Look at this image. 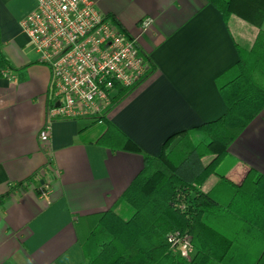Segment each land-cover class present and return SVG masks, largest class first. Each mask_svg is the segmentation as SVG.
<instances>
[{
  "label": "crops",
  "instance_id": "1",
  "mask_svg": "<svg viewBox=\"0 0 264 264\" xmlns=\"http://www.w3.org/2000/svg\"><path fill=\"white\" fill-rule=\"evenodd\" d=\"M96 1L138 37L156 67L108 114L143 152L158 156L179 141L174 134L226 112L218 78L238 63L240 40L251 43L264 31V19L259 26L236 15L226 21L207 0ZM35 5L36 0H0V51L9 64L2 70L12 74L0 70V264H86V219L114 206L142 171L144 156L99 143L103 124L60 119L52 127L53 169L46 176L40 172L49 160L39 134L52 72L20 25ZM145 17L154 22L142 32ZM212 158L204 157L203 164ZM47 176L50 191L42 196L38 187ZM30 178L32 187L16 186ZM200 189L219 202L204 219L223 235L204 227L193 257L200 264H257L263 249L257 228L264 227V110ZM237 189L242 193L236 196Z\"/></svg>",
  "mask_w": 264,
  "mask_h": 264
},
{
  "label": "trees",
  "instance_id": "2",
  "mask_svg": "<svg viewBox=\"0 0 264 264\" xmlns=\"http://www.w3.org/2000/svg\"><path fill=\"white\" fill-rule=\"evenodd\" d=\"M207 1L220 10L226 21L236 15L259 26L264 19V0ZM108 16L122 27L115 17ZM238 51V63L217 81L226 112L216 120L174 134L180 135L179 141L158 156L143 152L108 119L112 109L154 73L155 65L145 56L150 68L143 79L131 87L116 85L98 141L112 150L143 153L144 167L113 207L86 219L82 237L86 264H200L199 256L188 261L173 254L166 236L174 231L187 232L194 248L204 236V227L222 237L204 219V214L215 213L220 204L200 186L218 172L229 147L264 110V31L258 32L251 48L239 47ZM7 66L0 51V70ZM206 156L213 158L205 165L202 159ZM240 193L237 189L236 196ZM257 239L263 248L257 264H262L264 227L257 228ZM199 250L202 252L201 247Z\"/></svg>",
  "mask_w": 264,
  "mask_h": 264
},
{
  "label": "built area",
  "instance_id": "3",
  "mask_svg": "<svg viewBox=\"0 0 264 264\" xmlns=\"http://www.w3.org/2000/svg\"><path fill=\"white\" fill-rule=\"evenodd\" d=\"M153 22V18L145 17L139 27L144 32ZM20 25L39 53L40 61L52 72L47 119L39 134L41 149L49 158L40 171L46 176L53 169V123L60 119L88 118L103 124L116 85H137L150 65L138 37L104 14L96 0H36ZM2 73L6 77L12 75L9 68ZM53 171L52 176L58 175ZM50 181L47 176V181L38 187L42 196L49 193ZM26 185L32 187L33 183L25 181L16 186L24 189ZM166 238L173 254L188 261L193 258L189 233L174 231Z\"/></svg>",
  "mask_w": 264,
  "mask_h": 264
},
{
  "label": "rangeland",
  "instance_id": "4",
  "mask_svg": "<svg viewBox=\"0 0 264 264\" xmlns=\"http://www.w3.org/2000/svg\"><path fill=\"white\" fill-rule=\"evenodd\" d=\"M245 38H247V37H245ZM255 39H256V37L254 38L253 42H251V43L249 41V38L242 39V40H240V43H241L243 48H251L253 43H254V41H255Z\"/></svg>",
  "mask_w": 264,
  "mask_h": 264
},
{
  "label": "water",
  "instance_id": "5",
  "mask_svg": "<svg viewBox=\"0 0 264 264\" xmlns=\"http://www.w3.org/2000/svg\"><path fill=\"white\" fill-rule=\"evenodd\" d=\"M59 104V103H58Z\"/></svg>",
  "mask_w": 264,
  "mask_h": 264
}]
</instances>
